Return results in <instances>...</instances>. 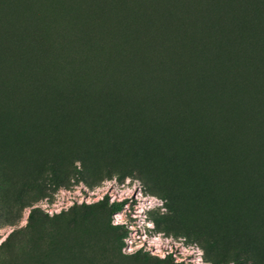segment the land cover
Returning <instances> with one entry per match:
<instances>
[{"label":"rangeland","instance_id":"obj_1","mask_svg":"<svg viewBox=\"0 0 264 264\" xmlns=\"http://www.w3.org/2000/svg\"><path fill=\"white\" fill-rule=\"evenodd\" d=\"M228 1L0 0V264H264V93L217 86L264 51L204 43Z\"/></svg>","mask_w":264,"mask_h":264},{"label":"trees","instance_id":"obj_2","mask_svg":"<svg viewBox=\"0 0 264 264\" xmlns=\"http://www.w3.org/2000/svg\"><path fill=\"white\" fill-rule=\"evenodd\" d=\"M256 2V0H229L227 3L233 5L230 11L228 5L218 6L216 12L219 9H224L226 14L220 18L216 15L211 20V28L208 30L206 29L208 25L204 26L206 29L204 31L205 34H203L204 43L213 44V48H215L218 43L217 41L213 43V40L219 39L218 34L225 32L231 23H236L239 26L237 28L242 29L243 37L237 41L239 44L236 41L234 43L243 47L250 44L251 46L255 45L257 48L261 47L264 51V7L260 8L258 5L256 6ZM259 3L264 4V0L259 1ZM253 21L260 23L259 32L254 37H250L246 31L250 28ZM204 22L207 24L208 21ZM244 30L246 31L244 32ZM177 36L178 41H181L182 34H177ZM210 38H212L211 41L209 40ZM162 42H165V39H162ZM240 58L241 62L239 67H236L231 73H228L224 81L217 85L219 90L221 91V88L225 89L224 93L226 95H231L228 91L252 92V89L257 94L259 92L264 93V63L259 62L254 65L256 59L252 60L251 55L248 53L242 54ZM204 60V57H200L198 60L200 70H206V67L200 63V61L205 63ZM223 82L226 84H222ZM120 209L116 207L115 212L120 211Z\"/></svg>","mask_w":264,"mask_h":264}]
</instances>
